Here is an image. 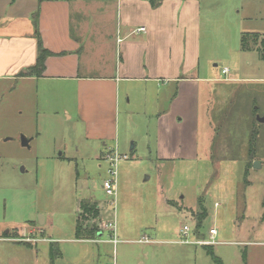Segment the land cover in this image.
Instances as JSON below:
<instances>
[{"label": "rangeland", "instance_id": "obj_1", "mask_svg": "<svg viewBox=\"0 0 264 264\" xmlns=\"http://www.w3.org/2000/svg\"><path fill=\"white\" fill-rule=\"evenodd\" d=\"M197 1L201 5L200 20H208L212 25L202 28L201 67H212L210 70L220 73L225 66L230 68V76L237 80L226 83L214 94L207 90L204 95L205 88L201 87L199 130L202 144L196 161H157L155 119L138 114L134 109L139 95L143 111L147 109L142 91H136L130 104L120 108L114 142L85 139L82 124L75 115L67 120L64 117L66 108L54 109L51 102L48 107L45 105L47 97L51 101L56 96L52 90H44L40 93L46 97L45 101H42L39 115L33 116V121L37 120L35 128L29 126L28 129L36 139L28 148H22L20 137L23 135L19 132L22 123L16 116L18 106L22 107L14 99L8 105L12 112L8 110L5 115L7 104L4 99L1 101L0 232H5L7 226L24 229L31 221L36 228H42L43 233L34 234L39 240H47L38 244L40 264H91L98 246L111 250L110 245H93L94 250L92 245L73 246L65 242L75 238L79 214L81 224H92V219L83 220L86 213L82 210L77 213L80 202L86 199L93 202L90 196L103 209L102 223L113 221L115 215L116 230L152 229L164 242L163 260L169 264H215L209 251L222 264H244L245 250L246 264H263L262 251L255 246L245 248L223 242L215 244L212 250L178 243L181 240L178 230L184 225L189 228L188 240L208 239L209 229L216 227L222 241L221 235L230 236L233 241L245 239L249 243H258L264 225V208H261L264 201V120L260 121L264 119V54L254 52L255 39L248 41L252 51L243 53L240 48L242 32L264 35V0ZM214 65L217 67L213 68ZM64 98L67 99L66 94ZM74 111L75 107L68 112L73 114ZM178 131L179 127L173 125L169 132L170 145L176 144ZM106 149L120 157L116 164L114 210L109 209L112 198L102 189L103 182L109 178L110 164L100 156ZM168 154L176 155L169 151ZM248 154L260 165L255 167L253 162L247 172ZM219 196H226V217L222 219V226L217 224L213 214ZM164 197L172 206L166 205ZM42 219L45 224L40 227L37 223ZM242 222L243 228L237 230ZM94 226L102 229L101 222ZM108 235L105 231L101 238ZM50 239L57 242L60 253L64 252L63 259L58 254L57 261H52ZM217 240L216 236L213 242ZM97 261L100 263L98 258Z\"/></svg>", "mask_w": 264, "mask_h": 264}, {"label": "crops", "instance_id": "obj_2", "mask_svg": "<svg viewBox=\"0 0 264 264\" xmlns=\"http://www.w3.org/2000/svg\"><path fill=\"white\" fill-rule=\"evenodd\" d=\"M200 18L201 5L197 0H0V104L4 99L7 104L5 115L11 101L18 100L22 107L17 105L19 112L16 116L22 123L19 132L29 139L31 146L36 138L28 129L29 126L35 128L37 120L34 122L33 116L39 115L42 101H45L46 97L41 93L52 90L56 97L51 101L47 97L45 105L48 107L51 102L54 109L60 110L63 106V110L66 108L68 111L75 107L73 114L65 111L64 117L67 120L72 115L77 117L85 139L114 142L120 108L123 104H130V98L136 91H142L147 109L143 111L140 95L134 102V109L138 114L155 119L157 161L180 159L194 162L202 144L199 130L201 87L205 88L204 95L207 90L214 94L226 83L237 80L230 76V68L225 66L220 73L210 70L212 67H201L202 28L212 25ZM140 28L144 31L137 32ZM243 34L264 36L242 32L240 48ZM39 45L48 55L44 60V71L37 77L28 71L35 66ZM257 51L260 52L256 48L254 52ZM223 70L227 72L223 74ZM173 125L179 127L178 138L176 144L170 145L169 132ZM108 150L100 154L104 160L107 155L115 154L114 151L108 153L112 148ZM168 151L176 155H169ZM248 160L247 172L257 161L249 154ZM219 197L220 200L214 203L213 214L217 224L222 226V219L226 217V196ZM90 198L93 202L89 199L80 202L77 213L83 202L95 206L97 214L90 218L92 224L80 223V235H85L86 229H95L94 236H77V223L81 222L79 214L75 238L65 242L73 246H111L108 251L98 246L91 264H169L163 260L164 242L152 229L116 230L114 215L113 221H109L112 229L107 230L104 226L109 222L102 223L100 219L103 209L93 197ZM115 200L110 201L109 209L114 210ZM164 202L171 205L167 197H164ZM261 208H264V201ZM85 217L89 221V216ZM100 222L102 229H96L94 225ZM243 222L237 230L243 228ZM33 224L31 221L24 229L6 225V231L0 232V264H40L38 244L47 240L34 236L36 232L43 231ZM44 224L43 219L37 223L40 227ZM182 228L178 230L181 237L178 243L181 245H197L212 250L223 242L245 248L255 246L261 249L264 264V225L258 243H249L245 239L233 241L232 237L221 235L222 241L218 238V228L212 227L209 231L216 228L214 237L217 236L218 240L210 245L199 244L209 240V232L208 239L193 241L194 238L188 240V233L183 236ZM105 231L109 235L102 239ZM195 235L193 232L192 236ZM56 244L50 239V255L51 246L57 248ZM57 250L63 259L64 252ZM97 258L100 263H97ZM242 259L246 264V250Z\"/></svg>", "mask_w": 264, "mask_h": 264}, {"label": "trees", "instance_id": "obj_3", "mask_svg": "<svg viewBox=\"0 0 264 264\" xmlns=\"http://www.w3.org/2000/svg\"><path fill=\"white\" fill-rule=\"evenodd\" d=\"M249 39H255L253 42L254 46L255 47L257 46L256 48L264 54V36L259 38V37H257V35H252V34H243L242 35V37H241V49H242V51H251V49L248 48L249 47L248 41H250ZM257 52H259V51H257ZM47 55H48L47 51L45 49H43L41 47V45H39L38 56L36 59L35 66L33 68L29 69V71H28L30 75H34L37 77H40L42 75V73L44 71V60L47 57ZM81 210H82V212H84V214L86 213L85 216H87V215L89 216V219L91 217H93V218L96 217L97 211L95 210L94 205H88L87 202H83V203H81ZM85 216H83V217H85ZM87 219L88 218L85 217L83 220H87ZM81 227L82 226H81L80 222H78L77 223V233H76L77 236H81L80 235V233H81L80 228ZM95 231H96L95 229H91V230L86 229L84 234L87 237H93L95 234ZM53 246L54 245L51 246V259H52V261L55 258H57L58 254H59L58 250L56 248H54ZM208 254L211 256V258L215 264H221L220 260L217 257H215L211 251H209Z\"/></svg>", "mask_w": 264, "mask_h": 264}, {"label": "built area", "instance_id": "obj_4", "mask_svg": "<svg viewBox=\"0 0 264 264\" xmlns=\"http://www.w3.org/2000/svg\"><path fill=\"white\" fill-rule=\"evenodd\" d=\"M140 31H144L143 28H140L137 30V32H140ZM227 71L226 70H223L222 73L225 74ZM119 156H117L116 154L115 155H107L106 157V160H108L109 164H110V167H109V170H108V173H109V178L106 179L103 184H102V189L105 193L106 196L114 199L115 196H116V180H115V177H116V164L119 160ZM123 158L125 159L126 157L123 156ZM107 230H111L112 229V224L109 222L107 225L104 226ZM188 227L186 226H183L181 232L183 234V236H186V234L188 233ZM216 234V230H210L209 231V240L208 241H203V242H199L200 245H210L213 243V237L215 236ZM112 264V263H111Z\"/></svg>", "mask_w": 264, "mask_h": 264}, {"label": "water", "instance_id": "obj_5", "mask_svg": "<svg viewBox=\"0 0 264 264\" xmlns=\"http://www.w3.org/2000/svg\"><path fill=\"white\" fill-rule=\"evenodd\" d=\"M264 119H261L260 121H263ZM20 143H21V146L22 147H26L28 148L29 147V139L25 138L24 136H21L20 137ZM257 165V164H254V166ZM22 171V169H21Z\"/></svg>", "mask_w": 264, "mask_h": 264}]
</instances>
